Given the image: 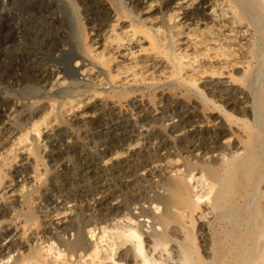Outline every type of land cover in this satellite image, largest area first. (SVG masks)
Instances as JSON below:
<instances>
[{"label":"rangeland","instance_id":"obj_1","mask_svg":"<svg viewBox=\"0 0 264 264\" xmlns=\"http://www.w3.org/2000/svg\"><path fill=\"white\" fill-rule=\"evenodd\" d=\"M113 1L116 16L93 0H0V264H141L121 252L117 232L129 227L137 228L156 264H173L179 244L193 245L191 255L198 261L217 264L218 255L236 244L231 221L215 210L199 216L200 207L192 218L176 211L165 225L170 233L165 245L155 247L151 239L162 229L155 223L162 205L153 196L162 192L159 181L176 171L192 175L186 183L193 193L205 190L196 184L201 169L236 151L246 138L242 123L264 131L259 106L264 40L257 23L243 20L241 28L231 27L238 45H232L230 57L207 58L202 55L213 56L215 43L199 46L197 32L187 30L166 0ZM236 1L212 0V6L229 22ZM262 15L264 24V8ZM168 16L170 23L163 22ZM129 24L136 30L189 33V49L172 48L183 66L175 71L161 55L164 41L156 59L138 57V50L147 53L149 47L145 40L128 41ZM78 42L96 63L81 58ZM243 66L252 73L249 80ZM228 76L232 84H214ZM178 78L194 80L212 104L206 107L185 91ZM213 103L219 111L211 110ZM225 129L228 134L219 139L218 131Z\"/></svg>","mask_w":264,"mask_h":264},{"label":"bare ground","instance_id":"obj_2","mask_svg":"<svg viewBox=\"0 0 264 264\" xmlns=\"http://www.w3.org/2000/svg\"><path fill=\"white\" fill-rule=\"evenodd\" d=\"M93 1H95V3L98 4L99 6H103L104 8L105 7L107 9L111 8L112 12L116 16L115 11H116L117 6L115 5V11H114V9L112 8V7H114V5L112 4V2H114L113 0H110L111 2L108 0H93ZM165 2H167V4H169V5H171L170 6L171 8L173 7V9L175 10V12H173V13H175V16H177L178 18L181 17L180 19H183V21L186 22V25H187L186 27H187L188 31L193 29V31L197 32V36L199 37V39H197L196 42L199 46H202V44L204 45V43H208V41H210V42L212 41V43H215L213 45L217 46V47L212 48V50L214 51V53H212V55L214 54L213 56H211V54L207 52V53H204L203 55L200 54V57H201V55L203 57L206 56L207 58H209V57L213 58L216 56H218V58L220 56L221 57L222 56L230 57L229 55H232V53H233L232 45L233 44L238 45V43H235L236 34L232 33L233 28H231V27H234V25L236 24L235 27L237 26V28H241L243 20L252 21V23L253 22L257 23V25L255 27H257V30L259 31L258 34L260 36V39L264 40V24L260 21L261 16H263L262 15V9L264 8L263 7L264 6V0H238V3H236L238 6L234 7L233 12H232L231 16L229 17V22H226L224 20L225 17H223L222 14L216 13V9L213 8V6H212V0H166ZM111 4L113 5L112 7H111ZM153 5H149L147 7L150 9L153 7ZM147 10H146V12H147ZM119 12H117V14ZM122 13H123V11H122ZM119 14H121V13H119ZM191 17H192V20L195 19L193 23L196 24V25H194L193 28L191 27L192 26ZM144 18H146V17H144ZM168 18H169V16H168ZM168 18H163V22L170 23L172 18L171 17L169 19ZM116 19H117V21H120L119 17H116ZM132 20L133 19H131V21H129V22H132ZM209 23H211V25H208ZM229 23H230V25H229ZM132 24L131 25L129 24L131 34L129 36L130 38L128 39V41L136 44L139 42V40L141 42H142V40H145V41H147L146 43L148 44V47H149V49H148L149 51L147 53H141L142 51L138 50V57L140 55H142L143 57H150L151 59H156L157 55H158L157 52H159V50H160V44H162V41H164L168 50L166 49L165 52L163 51L164 55L163 54H161V55L166 57L167 61L170 63V66L173 70H175V71L178 70L179 65L183 66L181 59L176 54H174L172 48L175 47L176 45H182L185 47V49L186 48L189 49V39L190 38L187 36V34H189V33L183 34L180 30V31H177V34H176V35H179V37H176V35L170 31L168 34H163L162 31L159 29V27L152 29V28H150L151 27L150 26L149 27L150 30H136V28H135L136 26L134 27ZM134 24H135V22H134ZM144 24H143V27H145ZM172 26H171V28H172ZM240 32H241V29H237L236 33L238 34ZM139 34H141V35H139ZM241 35L244 36L243 32ZM122 39H123V37H122ZM114 40L115 39H113V41ZM82 41H83V38H82ZM198 42H200V43H198ZM217 42L219 44H216ZM81 43L82 42L79 43L82 46L81 49L79 48L80 49L79 55L81 56V58L85 59V62H86V60H91L93 63L94 62L96 63V61H94L90 55L91 52L89 53L87 51V49L85 47H83V44H81ZM79 44H77V45L80 46ZM118 44H119V42H118ZM243 44L244 45L246 44V40H245V42H243ZM198 45H194L195 47L193 49L196 50V47L198 48ZM213 45H212V47H213ZM209 47H207V51L210 50V49H208ZM108 48L109 49L107 51H110L112 49V47H108ZM203 48H204V46H203ZM106 49H107V47H106ZM252 49H249L248 53L250 54L251 58H256L255 53H254L255 51L254 50L252 51ZM254 49H255V47H254ZM123 55H125V54H123ZM135 57H136V55H135ZM159 57H161V56H159ZM205 58H203V59H205ZM112 59H114V58H112ZM189 60H191V58ZM168 62H166V63H168ZM257 63H258L257 66H259V68H260L261 61H260V63H259V61H257ZM74 65L76 67V64H74ZM101 66H102V64H98V63L96 65V67H99L102 69L103 67H101ZM80 68H81V66H80ZM181 69H183V68H181ZM75 70H77V69H75ZM242 70L244 73L243 75H245L247 80H249V76L252 74L251 71L249 70V67L243 66ZM262 72H263V69H262ZM42 74H43V70H42ZM176 75L178 76L177 73H176ZM231 80L232 79H230V77L228 76L227 79H225L223 81L216 80L214 82V84H221L222 83L223 85H228L229 83H231V84L233 83V81H231ZM247 80H245V82ZM192 81H194V80H192ZM192 81L180 80L179 78L177 80L178 84L180 83L182 85L181 87H183L185 91L194 94L207 107V105L211 102H209V100L206 98V96H204L202 91L200 89H198L197 85ZM256 82H257V80H256ZM256 82H255V84H256ZM250 85H249V87H250ZM259 88H261V87L259 86ZM252 89H254V88H252ZM72 90H74V89H72ZM249 91H251V89ZM255 91H257V89ZM260 91H261V89H260ZM260 91H258L257 94L260 93ZM253 93H255V92H253ZM261 94H263V97L261 98V99H263V101L259 100L261 102V104H259L260 110H261L260 115H262V117H263L262 119L264 120V93H261ZM254 96H255V94H254ZM259 96H260V94H259ZM255 97H254V99H255ZM255 100H258V99L256 98ZM258 103H256L257 107H258ZM211 107H208V108H211V110L217 109L219 111V107L216 104L213 103V105ZM222 110L224 111V109H222ZM209 111H210V109H209ZM213 111H215V110H213ZM89 116H91V115H89ZM211 116H213V115H211ZM224 116L228 119V121L230 120V122H231V120H232L231 116L232 115L230 116L229 114H227L226 111H224ZM217 118H218V116H217ZM236 119H238V118H236ZM242 119L244 121L245 118H242ZM239 122H241V121H239ZM247 123L246 122L242 123L243 131L246 134V136H245L246 138L242 141H238L236 151H233V153H230V154L223 155L221 158L214 160L216 162V164L214 166L203 167L201 169V175L198 178V180H196V184L197 185L199 184L198 186H201V184H203L205 186V190H202V189L199 190L200 192H198V194L193 193L191 186L189 187L186 183L187 179H193L192 175L187 173V174H183V176H181V174H182L181 171H180V173H178L176 171L173 175L168 176L165 179H161L159 181L160 183L156 187H159L160 190H162V192H159V191L155 192L154 196H153V201L160 203L162 205V210L158 214L155 215V223L162 226V229H160L161 230L160 232L154 231L152 234V237L153 236L154 237L151 240L154 239L153 241H154L155 247L158 248L161 245L162 246L165 245V242L168 239V235L170 234V233L168 234V231L165 229V225H167V222L173 218L174 213H176V211H177V213H180V214H183L186 216L188 215V217L190 216V218H192V215H194V212L197 209H200V207H203L201 210V213H199V216H202V213L207 214L209 212L208 210H210V211L215 210L218 213H220L222 217L224 216L225 218L229 219L231 221V224H232V225H230L231 230H229V231H232V234H233L232 237H234L236 239L235 240L236 244L234 246L231 244V246H233V247L231 248V246H230L231 249L229 250L228 253L223 254L222 257H221V255L220 256L218 255V257H220L221 259L219 258L220 261L217 264H264V135H263L264 131L262 132V129L260 128L261 129V133H260V131L257 129L256 126L248 125ZM236 124H238V123H236ZM220 129H221V127H220ZM227 134L228 133H226V129L225 130H219L217 133V137L219 139H221V138H224ZM226 142L223 141L222 143H226ZM238 150H241V151L238 152ZM36 156H37V154H36ZM234 188H235V190L233 191ZM196 219H198V218H196ZM199 220H200V218H199ZM239 221L242 222L245 226V227H243V229L241 228V230H240L239 226H237V223ZM223 232H225V231H223ZM139 234H140L139 231L135 227H129L127 229H122V230L118 231L117 232V238H120L119 242L122 244L121 252L124 255L128 256L129 259L130 258L131 259H137V258L140 259L141 264H149V263L150 264H156V262L154 260H152L151 257H148L146 255V253H145L146 249L144 250L143 244L140 241V235ZM222 236H223V234H222ZM181 237H183V236H181ZM188 237L190 238V236H188ZM214 237H216V235ZM215 239H217V238H215ZM171 240H172V238H171ZM217 242H218V240H217ZM232 242H234V241L232 240ZM219 244H222V242L218 243V245ZM70 245L72 247H77V246H80L81 243H79V242L78 243H70ZM179 245L180 246H179L178 254L176 256L177 259L175 260V262L173 264H208L207 262L198 261L196 258L192 257L191 253L193 250L192 249L193 245H191V246L190 245L183 246L182 244H179ZM218 245L216 244V248H219V250H220V246H218ZM211 248L213 249L212 245H211ZM214 248H215V245H214ZM225 248H226V246H225ZM209 251H211V250L209 249ZM216 253H218V252H216ZM229 254L230 255L233 254V256H232L233 262H229L227 260L230 257ZM173 255H174V253H173ZM38 256H39L38 253H36V252L32 253V257L38 258ZM170 256H171V253H170ZM169 264H172V263L170 262Z\"/></svg>","mask_w":264,"mask_h":264}]
</instances>
